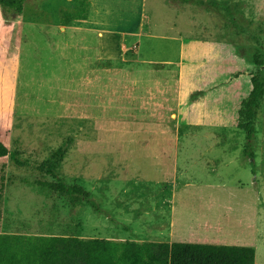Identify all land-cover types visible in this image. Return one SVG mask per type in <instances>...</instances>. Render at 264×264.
<instances>
[{
  "label": "rangeland",
  "instance_id": "374dc122",
  "mask_svg": "<svg viewBox=\"0 0 264 264\" xmlns=\"http://www.w3.org/2000/svg\"><path fill=\"white\" fill-rule=\"evenodd\" d=\"M220 1L228 3L229 17L217 7L178 0H97L101 8L115 10L118 20L107 22L96 20L105 15L96 11V0H27L21 15L0 4V140L26 161L24 166L10 158L0 163V228L3 224L9 233L28 235L87 237L96 233L90 235L98 238L105 230L90 229L103 227L104 218L109 214L116 217L114 210H119L125 224L142 232L150 215L172 203L170 195L175 189L203 182L229 187L245 183L247 170L253 167L242 145L227 150L232 154L223 161L220 173L208 176L196 172L191 162H183L180 165L190 170L172 180L173 173L166 171L172 172L175 166L173 156L162 160L153 155L160 149H147L148 143L175 141L172 129L167 133L165 124L150 126L149 120L137 118L127 108L125 115L107 110L112 93L101 83L103 66L90 67L88 72L83 69V28L128 30L134 18L144 13L152 31L182 33L186 38L180 104L183 120L194 118L222 126L234 123L241 101L250 93V75L258 68L253 55L260 53L264 58V0ZM83 8L86 19L65 24L68 13H83ZM102 40L105 57L129 58L136 49L123 51L120 31ZM86 72L91 79H86ZM119 105L127 107L122 101ZM262 111L264 103L260 112L264 118ZM236 130L240 139L230 141L247 142L245 131ZM61 146L68 151L58 177L83 186L102 205L101 210L87 202L71 209L65 194L43 185L57 177L37 166ZM255 166L257 173L256 159ZM184 199L178 205L190 208L206 206L209 198Z\"/></svg>",
  "mask_w": 264,
  "mask_h": 264
},
{
  "label": "crops",
  "instance_id": "0c3cea01",
  "mask_svg": "<svg viewBox=\"0 0 264 264\" xmlns=\"http://www.w3.org/2000/svg\"><path fill=\"white\" fill-rule=\"evenodd\" d=\"M92 3L94 4L93 1ZM96 3L99 5L96 11L105 12L102 19L96 20L105 22L118 20L114 14L115 10L109 7L101 8L97 0ZM134 20L135 22L128 30H116L112 27L83 28V69L88 72L90 67L103 66L105 77L101 83L112 93L110 109L107 110L112 109L114 112L125 115V108H127L129 113L136 115L137 118L149 120L150 126L165 124L167 133L169 129H172L175 141L147 144V149L157 147L161 150L160 153L153 152V155L162 160L171 159L173 156L175 166L172 172L171 169L166 171L169 174L173 173L172 180L180 178L179 173H183L182 171L190 170L189 167L185 169L180 165L183 162H191L196 172H206L208 176L220 173L223 169V161L232 154L227 150L240 149V145L242 150L246 147V142L243 146L242 143L230 141L232 138L240 139L237 135L236 121L228 123L225 125L228 127L223 129L225 126L212 121L199 122L194 118L190 122L183 120L180 104L186 38L182 33L168 34L152 31L147 26L149 22L144 13ZM115 31H120L124 38L122 45L124 52L136 47L132 57L103 55L102 38ZM161 50H167L170 53L159 55L157 51ZM87 72L86 79H91ZM172 78L174 88L170 92ZM121 101L125 102L127 107L119 105ZM115 104H117L116 107H114ZM21 112L26 111L21 110ZM45 112L49 113V111ZM260 112L256 120L254 142V155L257 161L256 184L253 181L254 176L250 166V169L247 167L249 176L245 183H240L237 187H229L227 184L216 186L203 182L195 183L193 188L181 187L186 188L184 191H181V188L175 189L170 195V198H173L172 203L169 202V206L150 215L145 221L142 232H136L130 224H125V217L121 216L119 210H114L116 217L109 214L104 218L103 227L96 228L94 225L90 231L104 229L103 235L96 236L115 243L188 242L252 246L255 248V264H264V118L263 115L260 116ZM181 135L197 140L187 141ZM167 136L171 139L172 134ZM171 148L175 149L174 153ZM7 161L9 156L0 157V163ZM220 166L222 168H219ZM190 196H207L208 204L190 208L178 205L181 197L183 199L187 197L184 199L187 201ZM99 205L102 207L101 204ZM1 226L0 233H9L3 224ZM90 234L96 233H89L83 238L94 237Z\"/></svg>",
  "mask_w": 264,
  "mask_h": 264
},
{
  "label": "trees",
  "instance_id": "16d2710c",
  "mask_svg": "<svg viewBox=\"0 0 264 264\" xmlns=\"http://www.w3.org/2000/svg\"><path fill=\"white\" fill-rule=\"evenodd\" d=\"M27 0H0L6 11L21 15ZM183 3L207 5L221 9L229 17L228 3L220 0H178ZM231 14V13H230ZM233 17V16H232ZM87 13H68L65 24L74 19H86ZM235 20L234 17L231 18ZM259 42V36H253ZM258 67L250 75L251 90L241 103L236 125L246 133L244 153L251 159L253 174H256L254 142L256 120L264 103V58L260 53L253 55ZM68 149L61 146L50 158L42 161L37 168L56 181H44L43 185L65 194L71 209L87 202L96 210L99 203L91 193L78 183H68L58 177L59 165ZM9 156L19 166H24L19 152L11 150L0 140V157ZM256 184V178H254ZM0 264H255V248L252 246L188 243V242H135L115 243L100 238H83L66 235H28L0 233Z\"/></svg>",
  "mask_w": 264,
  "mask_h": 264
}]
</instances>
